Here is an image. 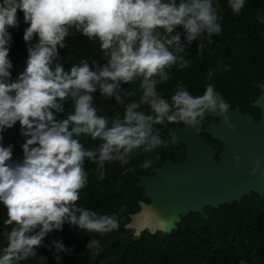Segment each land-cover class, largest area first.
<instances>
[{
	"label": "clouds",
	"instance_id": "obj_1",
	"mask_svg": "<svg viewBox=\"0 0 264 264\" xmlns=\"http://www.w3.org/2000/svg\"><path fill=\"white\" fill-rule=\"evenodd\" d=\"M245 3L228 0L237 17ZM221 11L214 0H0V204L8 228L0 232V264L30 258L44 264L47 257L37 255L40 247L54 249L53 259L61 264L62 255L74 248L61 239L43 242L54 230L63 231L65 223L101 237L119 230L117 214L101 215L80 205L89 179L86 161L97 166L100 180L111 163L135 174V166H125L138 151L152 153L177 141V129L169 125L183 124L198 136L212 117L236 130L228 115L232 105L213 83L202 95H193L182 81L170 97L158 90L169 81V69L192 63L184 54L194 41L203 53L222 33ZM257 21L264 24V16ZM22 22L27 57L13 76L12 31ZM76 33L98 46L103 64L82 59L65 69L60 50ZM213 74L209 69V80ZM137 84L134 98L137 91L128 86ZM97 93L114 100L123 114L117 111L111 119L98 114ZM17 124L24 137L22 158L14 157L13 144H4V133ZM165 129L169 140L162 138ZM81 138L95 146L85 147ZM233 159L238 167L241 157ZM159 160L158 154L145 158L139 168L147 171ZM261 163L254 161L250 176L260 172ZM149 213L157 222L162 219L154 207ZM85 247L92 255L103 250L97 239Z\"/></svg>",
	"mask_w": 264,
	"mask_h": 264
},
{
	"label": "trees",
	"instance_id": "obj_2",
	"mask_svg": "<svg viewBox=\"0 0 264 264\" xmlns=\"http://www.w3.org/2000/svg\"><path fill=\"white\" fill-rule=\"evenodd\" d=\"M214 2L222 9V33L212 37L213 42L206 45L203 53H198L197 42L194 41L184 54L192 63L184 69L176 66L169 69V81L160 85L158 90L170 97L177 82L182 81L193 95H202L205 85L213 83L232 108L238 106L241 113L257 118V108L250 103L259 95L257 84L264 81V24L257 21L258 16H264V0H246L238 17L231 12L228 0ZM20 16L22 21V13ZM25 27L22 22L19 30L12 31L10 59L14 65L13 76L25 66ZM66 42L68 46L60 50L66 70L82 59L104 63L98 46L79 33L66 37ZM209 69L214 73L210 80ZM128 87L136 89L134 98H138V84ZM96 95L98 114L109 119L117 111L123 114V108L114 100L106 101L98 93ZM211 121L216 119L208 117L201 129ZM181 125L168 127L174 131ZM4 137L5 146H15L14 157L22 158L20 145L24 137L19 134V125L4 133ZM162 138L169 140L168 129L162 132ZM81 139L85 147L95 146L90 139ZM157 154L160 160L150 169L144 171L139 168L145 158H153ZM181 157L182 146L178 142H170L152 153L140 150L134 155L131 165L125 166H135V174L125 173L118 162L111 163L105 165L106 178L103 180L98 179L97 166L86 161L89 179L80 193V205L101 215L117 214L119 230L101 237L65 223L63 231L54 230L43 243L48 245L53 239H61L67 247L74 248L71 255H62L61 264H264V194L259 197L249 193L239 202L232 201L217 208L203 207L199 212L187 213L167 232L144 229L134 237L133 229L126 227L130 215L139 210L141 203L148 202L142 188L136 185L138 176L151 175L165 159L177 162ZM5 219L6 209L0 204V232L8 230L4 225ZM91 239L100 241L103 250L99 255H92L86 249ZM2 242L3 236L0 235V244ZM53 252L54 249L50 251L46 247L37 249L38 256L47 257L44 264H56ZM22 264H40V261L30 258Z\"/></svg>",
	"mask_w": 264,
	"mask_h": 264
},
{
	"label": "water",
	"instance_id": "obj_3",
	"mask_svg": "<svg viewBox=\"0 0 264 264\" xmlns=\"http://www.w3.org/2000/svg\"><path fill=\"white\" fill-rule=\"evenodd\" d=\"M258 97L252 101L251 106L259 110V117L255 120L248 113H241L238 106L229 112L231 123L235 125V131H229L220 123V118L209 122L199 133L208 135L212 140L221 144V149L215 158V151L211 145L206 143L195 131L184 128L182 124L176 127V138L184 147V155L180 161L175 163L165 159L159 167L165 165L177 169L184 184L189 186L191 198L188 206L182 213L175 215L171 227L166 230L155 229L153 231L167 232L174 224L187 213L199 212L203 207L217 208L232 201L239 202L242 196L254 193L261 197L264 194V81L257 84ZM240 156L239 166L234 161L235 156ZM260 158L261 168L255 176L249 172L254 161ZM158 168V167H157ZM138 176L137 186L142 188V194L149 199L146 204L141 203L138 213L143 206L151 203L150 192L155 188L156 174ZM153 188H150V187ZM182 195L173 196V198ZM130 215V221L133 215ZM126 225L128 228L129 223ZM133 230V236L144 230Z\"/></svg>",
	"mask_w": 264,
	"mask_h": 264
},
{
	"label": "bare ground",
	"instance_id": "obj_4",
	"mask_svg": "<svg viewBox=\"0 0 264 264\" xmlns=\"http://www.w3.org/2000/svg\"><path fill=\"white\" fill-rule=\"evenodd\" d=\"M156 174L154 181L155 188L151 190L150 197L151 203L147 206H143L141 210L132 216L129 226L133 230L137 231L139 229L145 228L148 231H153L155 229L166 231L168 230L172 222L175 219V215L182 213L189 204L191 196H185L186 184L180 178V172L177 169L171 168L169 165H165L161 168ZM165 176L167 178H165ZM191 188V187H190ZM187 186V191L190 190ZM178 196L173 198V196ZM150 207H154L160 213L162 219L159 221V226H164L169 221V216L173 211L172 219L170 220V225L165 226L164 228H159L152 224V226H147L143 220L144 213L149 210ZM149 222H157L151 215V218L147 220ZM148 222V223H149Z\"/></svg>",
	"mask_w": 264,
	"mask_h": 264
},
{
	"label": "flooded vegetation",
	"instance_id": "obj_5",
	"mask_svg": "<svg viewBox=\"0 0 264 264\" xmlns=\"http://www.w3.org/2000/svg\"><path fill=\"white\" fill-rule=\"evenodd\" d=\"M257 111H258V117H259V110L257 109ZM250 115V114H249ZM252 116V115H251ZM257 117V118H258ZM252 118L253 119H257V118H254L253 116H252ZM198 136L199 137H201L206 143H208L209 145H211L212 147H213V149H214V151H215V158L217 157V154L219 153V151H220V149H221V144L219 143V142H217V141H215V140H212L208 135H206V134H203V133H199L198 134ZM182 146V145H181ZM183 155H184V147L182 146V157H181V159L183 158ZM180 159V160H181ZM179 160V161H180ZM172 162V161H171ZM173 163H175V162H173ZM175 169V168H174ZM188 189H187V185H186V191H185V196H187V197H189V196H191V192L189 193V191H187ZM148 202H149V199H148ZM147 202V203H148Z\"/></svg>",
	"mask_w": 264,
	"mask_h": 264
},
{
	"label": "rangeland",
	"instance_id": "obj_6",
	"mask_svg": "<svg viewBox=\"0 0 264 264\" xmlns=\"http://www.w3.org/2000/svg\"><path fill=\"white\" fill-rule=\"evenodd\" d=\"M150 188H153V187L151 186ZM172 214H173V211H172V213H171L170 216H169V221H168V223H167L166 225H164V226H159V225H158L159 222H149V221H147V220H149V219L151 218V214L149 213V210H148L147 212L144 213V218H143V220H144V222H145V224H146L147 226H152V224H156L155 226H157V227H159V228H164L165 226L170 225V220L172 219ZM148 222H149V223H148Z\"/></svg>",
	"mask_w": 264,
	"mask_h": 264
}]
</instances>
